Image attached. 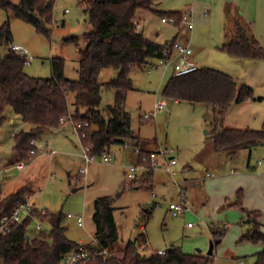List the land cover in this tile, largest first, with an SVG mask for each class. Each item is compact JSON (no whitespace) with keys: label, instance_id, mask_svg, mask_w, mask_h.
I'll use <instances>...</instances> for the list:
<instances>
[{"label":"rangeland","instance_id":"obj_1","mask_svg":"<svg viewBox=\"0 0 264 264\" xmlns=\"http://www.w3.org/2000/svg\"><path fill=\"white\" fill-rule=\"evenodd\" d=\"M11 1L16 3L18 0ZM78 1L53 0L50 36L36 32L31 24L20 18L10 19L12 42L24 46L31 57L23 66L28 75L49 77L52 73L51 58L61 57L64 59L65 77L78 78L79 50L84 48V35L91 28L88 14ZM169 1L164 0L165 3ZM182 1L185 3L187 0ZM203 1L210 4L201 9H208L210 24L202 26L204 23L193 18L192 32H188L192 52L202 45L226 41L234 33L236 24L245 26L248 31L251 28L252 34L264 46V0ZM193 10H197V7H193ZM11 14V11L0 8V26ZM6 50L0 46L1 53ZM209 53L218 56L216 60L227 55L220 48ZM116 74V69L105 68L99 79L106 81ZM130 75L136 87L128 91L125 102V109L131 116V127L135 134L148 139L144 141L147 147L157 136L160 146L174 149V175L162 168H155L152 188H135L132 179L126 177L129 165L134 163V148L130 144L112 145L109 150L112 159L109 162L97 158L88 163L87 172L82 174L79 169L85 165V161L80 156V141L75 134L64 133L62 123L55 131L45 132L37 139L39 154L30 156L24 161V168L17 169L15 163L18 155L13 148L12 132L26 130L31 125L23 124L21 117L10 106H5V119L0 123V196L28 184L34 191L28 193L34 205L49 212L62 213L66 237L84 243L90 242L94 236V201L107 196L111 200L118 230L115 249L122 248L142 232L147 243L140 248V252L145 255L173 246L187 253L206 255L213 232L219 231L220 241L215 243L211 254L213 264H238L240 260L244 264H253L256 251L260 248L259 242L240 240L250 223L244 220L246 213L233 203L240 193L241 205L246 210H258L260 221L264 224V144L252 146L251 153L247 148L233 154L214 150L209 133L213 111L207 104L193 106L189 102L176 104L167 100L164 109L153 118L144 119L143 114L152 110L150 103L155 99V94L156 99H163L161 91L170 71L162 77L159 69L148 71L147 67H134ZM115 93L113 87L102 88L101 109L114 101ZM67 99L69 108H72L73 94L69 93ZM183 105L190 108L193 117L178 112ZM234 105L229 117L235 115ZM254 105L264 116V100ZM203 115H206V122ZM246 124L250 128H260L262 125L260 121ZM166 133H169L168 139ZM169 140H174V143H169ZM193 148H196V152ZM249 158L250 167H247ZM258 160H262L263 164H258ZM191 181L195 182L194 185L190 184ZM177 183L186 192L190 210L172 215L168 204L179 200ZM145 210L151 212L147 219L141 216ZM68 213L73 216L68 217ZM76 214L83 216L82 226L77 225ZM188 222L191 226H187ZM42 227L49 229V223H42ZM34 231V224L29 223L28 232ZM0 264L3 263L0 261Z\"/></svg>","mask_w":264,"mask_h":264},{"label":"trees","instance_id":"obj_2","mask_svg":"<svg viewBox=\"0 0 264 264\" xmlns=\"http://www.w3.org/2000/svg\"><path fill=\"white\" fill-rule=\"evenodd\" d=\"M87 12L90 30L84 35V48L79 50L78 78L69 79L63 72L64 59L51 58L52 73L49 77L28 75L23 66L25 59L9 49L12 42L10 19L17 17L31 24L36 32L51 34L53 0H0V8L12 14L0 26V46L7 50L0 52V123L5 119L3 110L10 106L22 121L31 125L29 130L20 129L13 133V148L18 155L17 162L30 158V139H38L48 130L59 127V118L68 113L74 121L87 122L80 131L83 144L90 145V153L97 156L109 151L112 145H123L125 141L139 146L141 138L132 130L130 113L125 109L128 91L133 89L131 71L134 67L144 68L162 55L164 44L157 43L141 34L134 18L139 8L152 9V0H79ZM161 16L174 17L178 25L182 12L154 10ZM250 31V30H249ZM243 25L236 24L234 33L220 48L231 56L239 58L264 59V47ZM176 38H172L174 40ZM71 40H75L71 38ZM114 68L117 74L106 81H100L103 69ZM103 87L116 89L114 101L101 109ZM73 94L72 108L67 95ZM161 95L166 100L187 101L193 104H207L212 107L210 138L214 150L233 154L237 150L264 142V121L260 128H233L224 125L225 114L233 102L255 99L253 89L246 84H237L227 71L211 66H199L196 70L181 75L170 74ZM142 148V146H140ZM16 162V163H17ZM138 162L148 166L140 176L132 179L135 188H152L154 168L148 158L138 156ZM31 191L28 184L16 191L0 196V219L9 215L15 207L25 201ZM246 213L244 219L250 227L240 240L260 242L262 248L256 252L253 264H264V231L259 221L258 210H246L241 205V194L233 203ZM32 212L42 223H49V229L41 227L28 232L29 218L13 222L9 230L0 232V261L3 264H57L62 256L79 246L89 250L101 247L115 249L118 230L114 221L113 207L107 196L94 201V238L81 243L65 235L63 215L58 212L44 213L37 207ZM149 210L142 213L147 219ZM28 236V239H27ZM221 233L213 232V241H220ZM146 245L145 234L140 232L134 239L117 250L124 254L129 264H206L211 255L197 252L187 253L179 247L157 250L145 255L140 248ZM84 264H118L114 257L98 254Z\"/></svg>","mask_w":264,"mask_h":264},{"label":"built area","instance_id":"obj_3","mask_svg":"<svg viewBox=\"0 0 264 264\" xmlns=\"http://www.w3.org/2000/svg\"><path fill=\"white\" fill-rule=\"evenodd\" d=\"M169 22L175 24L176 19L174 17H168ZM179 24L183 26L188 31H191L194 26V19L192 15V10L189 9L187 11L182 12ZM164 49L162 51V55L156 58L150 65H148V71L153 69H161L163 73L166 71H170L171 74L181 75L188 73L190 71L196 70L199 65L193 58L192 48L189 44V41H182L179 39L168 40L164 43ZM9 49L18 53L25 59V63L29 62L31 57L28 54L27 49L21 44L11 42L8 46ZM167 105L166 99H156L153 104V108L151 112H145L143 114L144 119L153 118L155 114L161 111ZM60 123L69 122L74 134L78 137L81 147H82V157L84 158L85 165L79 169V172L84 174L87 172V164L93 162L97 158H101L104 162H109L112 159V154L110 151H106L101 155L97 156L95 154L90 153V145L83 144L81 142V138L84 136V132L80 130L87 125V122L83 121H74L71 114L68 113L65 116H61L59 118ZM36 139H30V144L32 147L29 150L30 155H33L36 150L34 148ZM131 145L134 148V152L137 155V160L132 165H129V170L126 171V177L133 179L135 177L140 176L148 166L143 163L138 162V156L142 154V158H148L150 160V166L152 168H162L167 172H170L172 175L175 174V171L172 169L173 165L176 164V158L174 156V149L169 147L158 146L154 149H148L140 146H136L131 140H127L124 142L123 146ZM258 163H263L262 160H258ZM25 166L24 161H20L15 163V167L21 169ZM178 186V201H171L168 204V210L172 215L182 214L186 210H190L188 206L186 192L182 188V186L177 183ZM35 207L34 203L31 201V196L26 195L25 201L20 203L15 207L13 212L9 215H4L0 219V232H5L9 230V226L13 222H22L24 219L29 218L31 223L34 224V230H39L42 227L41 220L35 215L32 210ZM42 213H44V209H40ZM68 217L73 216L68 213ZM75 220L77 225H83V216L81 214L75 215ZM187 226H191V223L188 222ZM92 244L98 245L97 240L93 237L90 241ZM158 253H164L165 250L158 249ZM102 255L104 258L106 257H114L117 259L118 264H129L124 262V254L122 251L117 249H110L107 247H101L99 250H89L82 245L77 249L71 250L65 253L61 260L57 264H84L88 260L94 258L96 255ZM206 264H213L212 261H208ZM239 264H244L240 262Z\"/></svg>","mask_w":264,"mask_h":264},{"label":"crops","instance_id":"obj_4","mask_svg":"<svg viewBox=\"0 0 264 264\" xmlns=\"http://www.w3.org/2000/svg\"><path fill=\"white\" fill-rule=\"evenodd\" d=\"M209 6H210V4L203 1V0H187L185 3H183L182 0H171L167 3H165L164 0H152V4H151L152 9L139 8L136 10L134 22H135L137 30L141 34H143L148 39L155 41L157 43L164 44L165 42H167L168 40H171L172 38H176V39H179L182 41H186V40L190 41V39L188 38V32H192V30L188 31L187 29H185L181 25H176V24L169 22L168 16H161V15L157 14L154 10L184 12V11L191 9L193 18L195 20L201 22V23H204V24H202V26H205V25L208 26L207 23L210 24V19L208 17V13H207L208 9L203 8L204 10H202V11H201V9H202V7H209ZM193 7L194 8L197 7V10L194 11ZM228 17L232 19V17H230L229 15H228ZM249 30H250L249 33L252 34L251 28H249ZM222 43L223 42L215 43L214 45L206 44V45H202L201 48H199V47L195 48L196 51L193 52L194 60L198 63L199 66L210 65V64L217 65L216 67L223 69V70L227 71L228 73H230L234 77V79L236 80L237 84H239V85L246 84V85L250 86L253 89V92L255 95V99H248V100H244L241 102L231 103L226 114H225L224 125L227 127H233V128H245L247 125L246 122H250V121L256 122L257 121V123H258L260 121V123H263L264 116L257 110V105H254V104L256 102H261L262 100H264V95H263L264 94V59L239 58V57L231 56L228 53H226L227 55H223V57H219L220 60H216V59H218V56H214V53L211 54L209 52L212 50H215L216 48H220ZM212 46H214V47H212ZM204 51L208 52V53H205ZM213 59H214V61H212ZM146 67H148V66H146ZM146 67H144V68H146ZM159 71L163 77L165 75V73H167L169 70L166 71L165 73H163L161 71V69H159ZM135 89H136V87H135V83L133 80V89L130 91H133ZM158 89H159V86L157 87V90ZM155 100H156V94H155V99L153 101H151V103H150L151 109L153 108V104H154ZM172 101L175 102L176 104H179L180 102H187V101H179L177 99L172 100ZM191 104L194 106L193 103H191ZM233 105L235 106V108H234L235 115H233V117H229V111L231 110ZM193 108L194 107H192V109ZM173 111H174V109H173ZM180 111H181V115H188L191 113L190 108L186 107L184 105L182 106L181 109H178L179 113H180ZM168 114H170V113H168ZM190 116L193 117L192 114H190ZM234 116H236V118ZM202 117L204 118V122H206L207 121L206 115H203ZM200 118H201V116H199V119ZM199 119H198V121H199ZM243 121H245V122H243ZM199 123H200V121H199ZM23 124H26V123L23 122ZM202 125H203V123H202ZM61 126H63V132L64 133L70 134V135L74 134L73 129H72L69 122H64L61 124ZM57 128L48 130L47 132H53ZM29 129L30 128H28L26 130H29ZM133 131L135 132V130H133ZM47 132L45 134H48ZM13 133L14 132H12V135H13ZM139 136L142 139L139 146H142V147L148 148V149H154L155 147L161 145V142H159L158 137L155 136L150 141V143L152 145L150 147L149 146L147 147L146 145H144V143H145L144 141H147L148 139L147 138L144 139L141 135H139ZM165 136H166V139H168L169 133H166ZM37 141H39V140H36V142H35L34 148H35L36 152L33 155H36L38 153V150H39L38 146L36 145ZM169 141H170L169 143H171V144L174 143V140H169ZM258 144L262 145V144H264V142H260ZM147 145H149V144L147 143ZM193 150H194V152H196V148H193ZM249 151L251 153V149H249ZM33 155H31V156H33ZM80 156L82 157V155H80ZM136 160H137V155L135 153L133 156V162L135 163ZM132 164L133 163H131L130 165H132ZM262 164L263 163H261L260 165H262ZM87 166H88V164H87ZM247 167H250V158L247 161ZM22 168H24V167H22ZM207 176H209V174ZM194 183H195L194 181H191L190 184L194 185ZM31 190H32V188H31ZM33 193H34V191H33ZM259 221H260V217H259ZM261 224H262V229L264 230V224L262 222H261ZM93 237L94 236H92V238ZM81 243H84V242H81ZM215 243H217V242H215ZM215 243H214V245H215ZM259 247H260L259 248V250H260L262 248V244L260 242H259ZM258 251H256V252H258ZM240 262H243V261H241V260L238 261V264Z\"/></svg>","mask_w":264,"mask_h":264},{"label":"water","instance_id":"obj_5","mask_svg":"<svg viewBox=\"0 0 264 264\" xmlns=\"http://www.w3.org/2000/svg\"><path fill=\"white\" fill-rule=\"evenodd\" d=\"M133 130V129H132ZM68 182H70V180H68ZM75 190V189H74ZM27 239H28V236H27ZM214 241H211L210 244H209V248L207 250V254L208 255H211L213 253V247H214ZM199 251V249H197Z\"/></svg>","mask_w":264,"mask_h":264}]
</instances>
